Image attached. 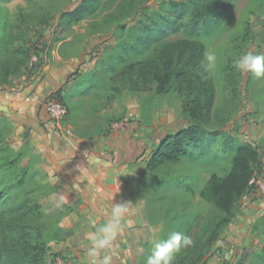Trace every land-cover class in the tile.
Returning a JSON list of instances; mask_svg holds the SVG:
<instances>
[{"label": "rangeland", "instance_id": "1", "mask_svg": "<svg viewBox=\"0 0 264 264\" xmlns=\"http://www.w3.org/2000/svg\"><path fill=\"white\" fill-rule=\"evenodd\" d=\"M79 1L0 0V20L6 18L12 24L10 31L15 34L10 41L7 32L1 31L0 64L12 55L17 42L26 47L41 42L50 46L39 71L31 66L38 62L37 57L30 54V72L11 74L6 81H0V105L7 106L16 116L13 121L11 116L3 115L12 124L5 140L14 150L24 145L30 149L34 165L47 173L64 202L61 208L49 212L53 219L45 234L47 252L39 264H92L94 257L89 251L92 248L89 237L109 220L111 212L100 201L99 208L105 210V214L89 210L85 195L93 196V190L87 193L78 181L69 184L52 168L46 147L49 148L51 139L53 141L57 136L63 142L78 141L79 150L86 151L89 158H93L94 151L114 155L97 188L108 194L116 191L122 198L121 203L127 206L120 222L121 234L117 235L126 244L125 255L120 246L122 254L114 253V260L141 264L147 252L154 250L155 241L168 238L174 226L172 216H183L181 233L192 239L208 216L218 215L200 197L199 191L212 173L221 175L227 167L221 162L210 163L206 158H199L194 164L183 158L158 171H149L146 162L159 140L186 123L181 97L174 91L160 96L153 83L139 88L118 83L116 91H107L104 85L109 74L120 70L122 61L119 56L110 62L111 65L99 60L115 55L120 44H136L142 35L141 17L146 18L149 14L155 21L162 22V14L167 13L163 4L170 0H102L95 13L76 24H68L62 19L61 12ZM247 21L251 22L253 36L240 56L245 52H264V0H233L223 26L202 37L207 53L216 55L214 65L207 61L214 108L228 102H233L234 106L233 114L225 123L217 124L213 116L206 128L222 130L240 143L257 146L260 157L254 168L251 189L224 215L226 226L201 264H262L264 260V76L257 78L234 66L238 97L232 96L224 79L232 53V39L243 32ZM181 35V31H176L165 38L172 40ZM100 67L103 68L98 75L91 76ZM3 77L0 72V78ZM49 80L53 86L51 93L60 96L61 101L72 109V113H67L63 119L51 120L44 109L48 94L35 98L36 106L38 104V109L45 114L39 128L48 134L50 141L44 140L42 133L32 126H27L31 122L24 117L26 113L15 109L13 103L16 98L30 99L37 88ZM28 86L33 89L27 94L22 93ZM99 126L106 128V135L98 134ZM221 142L222 138L212 146L213 152L220 153ZM97 165L92 162L88 166L96 170ZM97 177L98 172H95L92 181ZM75 187H84L83 192H78ZM40 201L47 206L45 198ZM53 224H58L59 230ZM187 247H181L174 254L173 262ZM110 250L111 247L98 249L95 258L102 259ZM78 251L86 252V259H79ZM226 254H229L228 259H225Z\"/></svg>", "mask_w": 264, "mask_h": 264}, {"label": "trees", "instance_id": "2", "mask_svg": "<svg viewBox=\"0 0 264 264\" xmlns=\"http://www.w3.org/2000/svg\"><path fill=\"white\" fill-rule=\"evenodd\" d=\"M101 1L80 0L74 7L61 12L62 19L68 24H76L95 13ZM232 1L165 2L163 6L167 13L162 14V22L155 21L149 14H146V18L142 16V35L137 43H127L124 46L120 44L115 49V55L99 60L111 65L110 62L116 61L119 56L122 61L120 70L109 74L104 82L107 91H116L118 83H123L128 88L149 87L153 83L158 95L174 91L182 99L181 106L186 123L166 133L159 140L146 162L149 171H158L163 166L178 163L183 158H188L193 164L199 158H206L210 163L221 162L220 164L227 167L221 175L212 173L199 191L200 197L218 215L208 216L203 221L191 239L192 244L184 251L181 250L173 264H201L206 259L226 226L227 219L224 215L251 189L254 168L259 163L257 146L248 142L240 143L234 136L222 130L210 131L206 128L213 116L217 119V124H222L233 114V102L214 108L213 84L205 59L206 46L202 40V37L211 35L223 26ZM11 28L12 24L6 18L0 20V33L2 35L1 31H6L10 41L15 38ZM176 31H181L182 35L172 40L165 38L167 34ZM252 36L251 22L247 21L243 32L231 42L232 53L224 71V79L234 97L239 96L235 61ZM38 45L26 47L17 42L12 55L0 64V72L4 76L0 81H6V77L11 74L30 72V54L37 57L38 62L31 66L39 71L44 65L50 46L43 42ZM102 68L94 70L91 76L98 75ZM46 98H54L63 103L60 96L56 97L53 92ZM66 108L67 113L71 114V107ZM3 115L5 114L0 112V264H39L47 252L45 234L53 219L49 212L61 208L64 202L47 173L34 165V156L30 154V149L24 145L14 150L8 145L5 136L11 130L12 124ZM98 129V134H107L104 126ZM220 138L222 149L220 153L213 152L212 146ZM194 150L198 152L195 153ZM40 198L47 200V206H43ZM175 217L171 218L174 225L171 233H181L184 218ZM53 227L59 230L58 224H53ZM153 251L147 252L141 264H147Z\"/></svg>", "mask_w": 264, "mask_h": 264}, {"label": "crops", "instance_id": "3", "mask_svg": "<svg viewBox=\"0 0 264 264\" xmlns=\"http://www.w3.org/2000/svg\"><path fill=\"white\" fill-rule=\"evenodd\" d=\"M44 83L46 84L42 83L41 86L35 91V95L30 99L16 98L13 100V103L15 109L26 113V116L24 117L28 118L26 120L31 122L27 123V126H32V129L38 130L40 133H42L44 140H47L48 138V141H50V137H48V134L46 135V132H43V129L39 128V125L41 123L40 121H42L41 118L44 119L46 113L44 114V112L39 110L38 104L37 106L35 104V98H40L44 93L49 94L52 91L51 89L53 88V86L51 84V80H49V83L47 81ZM31 89H33L32 86H28V89L22 93L27 94ZM9 112L10 113L6 115L11 116V118L15 120L16 116L11 113L10 109ZM78 146H80V143L78 141H73L72 139H70L69 142L60 141L58 136L53 139V141L51 139L50 147H46V154L49 158H51L50 165L57 172V174L69 184H72L73 181H78L83 184L86 189L84 187H82V189L84 188L87 193L90 192V189H92L93 196L87 197L85 195V204L87 208H90L89 210H91L92 212L95 211L98 213L99 211L102 212V214H105V210H101V208H99V201L104 204V207L108 211H110V209H112L117 203L122 202V198L117 195L116 191L114 192V194H108V191L106 190L101 192L97 190L98 186L102 183L101 181L103 179V171H106L107 169L109 170L111 165L110 162H112V159H114L115 157H113L114 155L108 154L107 152L94 151L93 158H89L85 155L86 151L79 150ZM92 162H96L98 164L96 170L88 166ZM88 167H90L91 169L88 170ZM95 172H98L99 178H94L93 182L91 178L94 176ZM104 173L106 175V172ZM104 185L105 189H107L108 185L106 186V183ZM75 189L80 193L83 192L81 188L77 189L75 187ZM109 193H111V190L109 191ZM118 233L120 235L121 231L119 230ZM119 237H116L111 246V250L108 251V254L113 257L111 264H124V261L120 263L114 260V253H116V255L118 253L122 254L119 250V247L121 246L122 250L126 247V244H124ZM122 252L124 253L122 255H125L124 250ZM96 253H98L97 250ZM86 254L87 253L84 251H78L76 255L79 259L84 260L86 259Z\"/></svg>", "mask_w": 264, "mask_h": 264}, {"label": "clouds", "instance_id": "4", "mask_svg": "<svg viewBox=\"0 0 264 264\" xmlns=\"http://www.w3.org/2000/svg\"><path fill=\"white\" fill-rule=\"evenodd\" d=\"M205 59L209 64L214 65L216 55L214 53H207ZM235 67L242 72H250L257 78L264 76V52H245L236 59ZM126 211V204L117 203L109 213V220L90 235L89 239L92 242V248L89 251L94 257L92 264H111V255H105L102 259L97 260L95 258L96 250L112 246L118 235L120 222ZM191 244L192 240L190 237L180 232H172L168 235L167 239L154 242V251L149 257L147 264H173L174 254L179 252L181 247L190 246ZM228 256L229 254H226L225 259H228Z\"/></svg>", "mask_w": 264, "mask_h": 264}, {"label": "built area", "instance_id": "5", "mask_svg": "<svg viewBox=\"0 0 264 264\" xmlns=\"http://www.w3.org/2000/svg\"><path fill=\"white\" fill-rule=\"evenodd\" d=\"M45 113L51 120L59 121L67 114L66 106L57 99L50 98L44 102Z\"/></svg>", "mask_w": 264, "mask_h": 264}, {"label": "water", "instance_id": "6", "mask_svg": "<svg viewBox=\"0 0 264 264\" xmlns=\"http://www.w3.org/2000/svg\"><path fill=\"white\" fill-rule=\"evenodd\" d=\"M0 112L4 113V114H9V108L5 105H0Z\"/></svg>", "mask_w": 264, "mask_h": 264}]
</instances>
